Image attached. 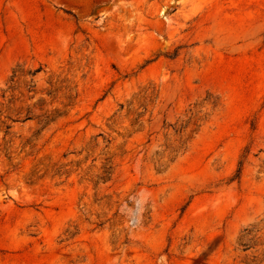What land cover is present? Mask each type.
<instances>
[{"label": "rangeland", "instance_id": "374dc122", "mask_svg": "<svg viewBox=\"0 0 264 264\" xmlns=\"http://www.w3.org/2000/svg\"><path fill=\"white\" fill-rule=\"evenodd\" d=\"M18 66L78 98L0 155V264H264V0H0V89ZM151 92L131 126L128 102L143 111ZM197 111L208 120L171 159L166 126Z\"/></svg>", "mask_w": 264, "mask_h": 264}, {"label": "trees", "instance_id": "16d2710c", "mask_svg": "<svg viewBox=\"0 0 264 264\" xmlns=\"http://www.w3.org/2000/svg\"><path fill=\"white\" fill-rule=\"evenodd\" d=\"M42 71H44L43 66L34 70H27L24 66H18L12 70L11 75L5 83V87L0 89V155L5 154L8 159H11V150L16 141H18V147L21 151L33 148L35 142L40 139L42 134L60 119L66 117L69 110L73 109L76 105L78 98L77 87L69 79L61 78L60 75H56L55 73L48 74L44 71L47 75L45 78L47 86L38 89L35 78ZM153 96L152 92L138 96L143 108V111L140 112L132 110L131 106H133L134 100L128 102L125 118H132L131 126L139 125L143 120L148 105L153 100ZM205 104L203 103L200 108H203ZM211 106L215 110L219 104L217 101H213ZM124 107V104L119 105L118 112L114 113L109 119V121H112L109 127L117 124V120L121 118L120 114ZM208 118V113L202 114V111H197L196 113H192L188 120L179 118L174 124L166 126V130L173 128V135L175 136L174 142L170 140V144L166 149H170L171 159H177L187 151L190 141L202 127L203 123L201 122H206ZM29 123L34 124V127L30 126L28 128L29 132H31L30 136L14 132L17 124L24 127ZM169 135L167 132L165 137L168 138ZM110 159L112 158H106L105 163L101 167V172L93 175V179H95L97 184L106 183L111 180L114 167ZM81 164V162H77L76 167L79 169ZM258 227L259 224H256L242 230L240 234V246L243 248V251L259 246L258 240L260 237L257 235L263 228Z\"/></svg>", "mask_w": 264, "mask_h": 264}]
</instances>
